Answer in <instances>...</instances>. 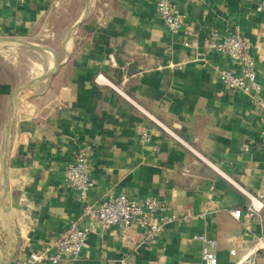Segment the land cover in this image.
<instances>
[{"label":"crops","instance_id":"1","mask_svg":"<svg viewBox=\"0 0 264 264\" xmlns=\"http://www.w3.org/2000/svg\"><path fill=\"white\" fill-rule=\"evenodd\" d=\"M172 2L176 33L155 0H85L58 71L32 85L0 61V264H21L72 221L85 225L86 205L119 194L154 197L171 220L154 244L137 225L126 236L96 228L75 264H205L196 235L215 241L217 264H264V204L245 215L246 193L264 187V114L219 78L240 63L208 47L238 30L263 75L264 0ZM64 11L63 0H0V39H33ZM81 148L92 166L85 198L65 180Z\"/></svg>","mask_w":264,"mask_h":264},{"label":"built area","instance_id":"2","mask_svg":"<svg viewBox=\"0 0 264 264\" xmlns=\"http://www.w3.org/2000/svg\"><path fill=\"white\" fill-rule=\"evenodd\" d=\"M155 5L158 15L167 28L176 33L182 25V17L177 6L172 0H155ZM257 10L264 12V4L258 5ZM208 47L240 63V73L223 68L219 70V78L230 89H239L249 94L264 114V74H259L255 59L249 53V42L236 30L224 39L210 41ZM110 61L112 65H117L113 54L110 55ZM156 122L168 130L159 121ZM175 137L183 142L179 137ZM140 138L143 142L150 141L149 130H143ZM91 168V160L86 148L79 149L75 153L74 160L65 168L67 184L82 198L87 197L93 186ZM246 195L250 199V204L245 215L253 217L263 207L264 187L256 196L250 193ZM259 198L262 200H258ZM166 210L165 203L154 197L137 201L124 194L109 196L97 204L85 206L83 210V217L87 221L85 225L81 226L79 222L72 221L58 238L47 241L38 251H31L21 264H75L88 246L89 234L96 228L107 230L117 225L126 236L127 229L137 225L142 231L141 242L154 244L171 220V217L166 215ZM231 214L235 218H240L242 211H231ZM195 238L202 241L201 257L204 263L217 264L215 241L204 235H196ZM121 262L131 264L127 259H122ZM236 264H257V260L255 255H250Z\"/></svg>","mask_w":264,"mask_h":264},{"label":"rangeland","instance_id":"3","mask_svg":"<svg viewBox=\"0 0 264 264\" xmlns=\"http://www.w3.org/2000/svg\"><path fill=\"white\" fill-rule=\"evenodd\" d=\"M84 5L85 0H63L65 11L62 14L54 15L48 21L50 31L42 32L33 39L0 41V61L6 65L8 78L14 81H23L29 78L31 81L51 71L52 63H56V60H60V56H63L60 49L61 40ZM21 40L44 46L49 51L33 48L21 43L23 42Z\"/></svg>","mask_w":264,"mask_h":264},{"label":"water","instance_id":"4","mask_svg":"<svg viewBox=\"0 0 264 264\" xmlns=\"http://www.w3.org/2000/svg\"><path fill=\"white\" fill-rule=\"evenodd\" d=\"M0 41H6V40H4V39H0ZM10 41H12V42H18V41H16V40H10ZM21 41H23V40H21ZM21 43L26 44V45H29V46H31V47H33V48H36V49H39V50L49 51L46 47L41 46V45H37V44L30 43V42H27V41H23V42H21ZM53 55H54V54H53ZM60 66H61V61H59V60L57 59V60H56L55 67H54L51 71H49L47 74H45V75H43V76H38V77L32 79L31 81H29V83L27 84V86L32 85V84H34V83H36V82H38V81H41V80H43V79H46V78H48V77L54 75V74L58 71V69H59ZM4 196H6V189H4ZM2 207L5 208V203L2 205Z\"/></svg>","mask_w":264,"mask_h":264}]
</instances>
